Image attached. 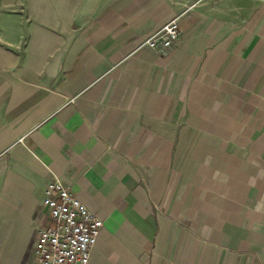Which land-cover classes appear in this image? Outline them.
<instances>
[{"label":"crops","instance_id":"0c3cea01","mask_svg":"<svg viewBox=\"0 0 264 264\" xmlns=\"http://www.w3.org/2000/svg\"><path fill=\"white\" fill-rule=\"evenodd\" d=\"M55 179L88 264H264V0H0V264H38Z\"/></svg>","mask_w":264,"mask_h":264},{"label":"built area","instance_id":"2783aa9c","mask_svg":"<svg viewBox=\"0 0 264 264\" xmlns=\"http://www.w3.org/2000/svg\"><path fill=\"white\" fill-rule=\"evenodd\" d=\"M179 35L176 17L149 36L144 44L164 51L177 41ZM42 203L49 210L50 223L37 231L35 252L38 264H88L90 249L97 241L102 220L58 179L48 184Z\"/></svg>","mask_w":264,"mask_h":264}]
</instances>
